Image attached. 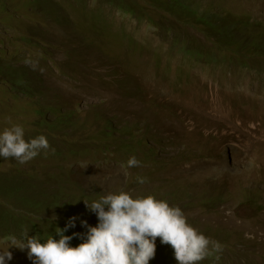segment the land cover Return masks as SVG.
<instances>
[{"label":"rangeland","instance_id":"374dc122","mask_svg":"<svg viewBox=\"0 0 264 264\" xmlns=\"http://www.w3.org/2000/svg\"><path fill=\"white\" fill-rule=\"evenodd\" d=\"M196 12L264 26V0H0V131L22 124L26 140L45 135L50 145L23 165L0 158V179L28 177L61 200L78 234L81 221L98 223L84 202L154 195L222 245L211 264H264V59L244 67L225 51L214 52L217 63L187 57L184 43L210 46L205 36L225 29L185 16ZM141 138L153 158L126 167ZM11 197L0 191V207L21 212ZM61 216L0 229V248L33 236L32 221L56 232ZM8 250V264H31L27 250Z\"/></svg>","mask_w":264,"mask_h":264},{"label":"clouds","instance_id":"9594fccd","mask_svg":"<svg viewBox=\"0 0 264 264\" xmlns=\"http://www.w3.org/2000/svg\"><path fill=\"white\" fill-rule=\"evenodd\" d=\"M38 111L37 115L42 116L43 109L41 114ZM49 148L45 135L26 140L22 124L14 123L0 131V158L4 160L13 159L23 165ZM138 166L140 161L135 156L126 162V167ZM137 182L143 184L146 180L137 177ZM84 204L98 221L95 226L81 221L86 233L65 235L69 228L76 226L73 217L43 242L27 232L19 238L12 236L9 246L0 248V264L12 260L9 248L27 250L31 264H149L155 256L157 237L161 244L171 246L177 264H199L211 252L222 250L218 241L209 240L188 223L179 206L154 195L133 197L130 192L120 191ZM74 237L82 242L72 247L70 242Z\"/></svg>","mask_w":264,"mask_h":264},{"label":"trees","instance_id":"16d2710c","mask_svg":"<svg viewBox=\"0 0 264 264\" xmlns=\"http://www.w3.org/2000/svg\"><path fill=\"white\" fill-rule=\"evenodd\" d=\"M194 16L186 15L189 18H192L194 22L203 26L206 29L209 27H220L225 28L223 31H220L219 34H214L213 37H206L205 39L210 42V46L201 45L200 48H193L188 42L184 43V46L180 49L187 57H191L195 61L206 63H217V57H215V51H225L230 55V58L238 62L240 65H245L244 67L249 66L250 64L258 62V59H264V28L259 24L248 23L246 25H240V19L236 17L228 19L229 21L233 20L232 23L227 22L226 17H223L220 20V23H217L218 20H215L217 16L212 17L209 13H199ZM222 20V21H221ZM225 22V24H223ZM222 24V25H220ZM211 30V29H210ZM212 31V30H211ZM238 32V33H237ZM212 38V40H211ZM178 43L179 40L177 41ZM184 42V41H183ZM177 43V44H178ZM41 114V111H38ZM105 136H110L112 134L111 129H104ZM121 145L127 149L123 141ZM103 150L105 149V144L102 145ZM134 156H141L144 160L146 158L151 160L155 154L154 148L147 145L145 139H138L135 142V145L132 148ZM6 180L5 177L0 179V191L5 195L12 196L11 199L15 200L16 203L20 204L23 208L21 212L13 214L12 208L8 204H3L4 206L0 207V229L2 232L6 233L10 231L12 226L17 228L24 227L28 221V216L33 215L35 221L41 222L43 216L48 214L50 211L57 215L65 214L68 205L59 200L60 203H55L53 200V195L48 196L47 193L42 192L41 188H34V184L28 178L22 179L20 182H2ZM37 185V184H36ZM39 193V198L33 200L27 196H34L36 193ZM23 194V195H22ZM15 216L20 218V221L14 219ZM62 221L60 220V225H66L69 220L61 216ZM52 223V222H51ZM31 226L30 232L33 235H37L43 242L48 238L49 235H55L56 232L50 233L41 226H37L35 222L29 223ZM64 228L63 226L60 227ZM58 230V229H57ZM75 231L69 230L65 232V235H73ZM54 238L58 239V237ZM74 237L70 242L72 247L78 246L82 240L80 238ZM215 252V251H214ZM214 253L211 252L204 260L200 261L199 264H211L216 260ZM169 262L170 264H177L174 259L173 250L170 245L156 244L155 256L152 260L149 261V264H163L164 262Z\"/></svg>","mask_w":264,"mask_h":264}]
</instances>
